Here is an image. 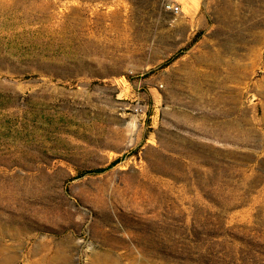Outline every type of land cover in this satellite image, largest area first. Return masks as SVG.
Masks as SVG:
<instances>
[{"label": "rangeland", "instance_id": "obj_1", "mask_svg": "<svg viewBox=\"0 0 264 264\" xmlns=\"http://www.w3.org/2000/svg\"><path fill=\"white\" fill-rule=\"evenodd\" d=\"M0 264H264V0H0Z\"/></svg>", "mask_w": 264, "mask_h": 264}, {"label": "built area", "instance_id": "obj_2", "mask_svg": "<svg viewBox=\"0 0 264 264\" xmlns=\"http://www.w3.org/2000/svg\"><path fill=\"white\" fill-rule=\"evenodd\" d=\"M167 7H168L172 12H175V13H177V12L180 10L179 6H178L177 4H174V3H170V4H168Z\"/></svg>", "mask_w": 264, "mask_h": 264}, {"label": "trees", "instance_id": "obj_3", "mask_svg": "<svg viewBox=\"0 0 264 264\" xmlns=\"http://www.w3.org/2000/svg\"><path fill=\"white\" fill-rule=\"evenodd\" d=\"M101 171H103L102 169H97V170H93V171H91L90 173H99V172H101Z\"/></svg>", "mask_w": 264, "mask_h": 264}]
</instances>
